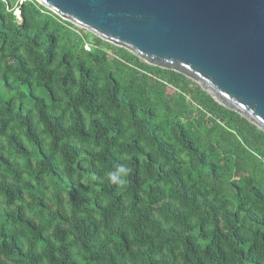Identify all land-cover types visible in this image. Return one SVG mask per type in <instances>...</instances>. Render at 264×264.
<instances>
[{
    "label": "trees",
    "instance_id": "obj_1",
    "mask_svg": "<svg viewBox=\"0 0 264 264\" xmlns=\"http://www.w3.org/2000/svg\"><path fill=\"white\" fill-rule=\"evenodd\" d=\"M0 264H264V130L38 0H0Z\"/></svg>",
    "mask_w": 264,
    "mask_h": 264
},
{
    "label": "water",
    "instance_id": "obj_2",
    "mask_svg": "<svg viewBox=\"0 0 264 264\" xmlns=\"http://www.w3.org/2000/svg\"><path fill=\"white\" fill-rule=\"evenodd\" d=\"M264 130V0H38Z\"/></svg>",
    "mask_w": 264,
    "mask_h": 264
},
{
    "label": "clouds",
    "instance_id": "obj_3",
    "mask_svg": "<svg viewBox=\"0 0 264 264\" xmlns=\"http://www.w3.org/2000/svg\"><path fill=\"white\" fill-rule=\"evenodd\" d=\"M119 171H120L121 173H125V174H126L128 170H127L124 166H121V167L119 168ZM112 179L115 180L116 177L113 175V176H112Z\"/></svg>",
    "mask_w": 264,
    "mask_h": 264
}]
</instances>
